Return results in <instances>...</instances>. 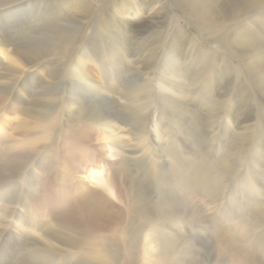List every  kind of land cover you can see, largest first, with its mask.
<instances>
[{
    "label": "rangeland",
    "instance_id": "1",
    "mask_svg": "<svg viewBox=\"0 0 264 264\" xmlns=\"http://www.w3.org/2000/svg\"><path fill=\"white\" fill-rule=\"evenodd\" d=\"M91 1L96 6L87 20L74 17L87 24L86 33L78 43H68L66 39L70 18L61 13L60 5L55 16L52 8L47 13V0L12 5L3 10L2 28L6 26L9 32L14 30L11 33L15 34L16 43L27 47L28 53H35L38 63L36 67L25 68L26 75H17L8 66L9 60L0 53V74L8 75L0 78V264H165L169 257L164 251H173L168 238H176L181 244L182 239L197 241L193 250L199 251L188 256L194 257L185 259L187 262L183 264H198L197 260L208 253L207 248L221 250L227 255L228 264H241L244 251L253 249L258 253L264 248V217L258 219L261 221L258 229L248 232L241 230L239 220L231 215H239L240 222L249 224L254 218L249 214L251 206L264 210V173L259 174L264 172V126L255 127L257 121L253 120L244 122L248 111L241 106L243 96L236 97L238 74L213 73L209 66L200 65L190 45L184 43L180 46L184 55L179 60L184 76L171 77L183 86L182 93H176L183 108L176 111L187 116H176L173 123L181 121L180 117L192 120L197 133L204 135L205 132V136L197 143H185L178 139L167 115H163L164 119L154 128L158 117L155 113L151 116L153 123L134 125L137 132L128 122L114 135L102 117L114 112L133 115L135 109H143L150 101L148 76L141 79L130 72L129 75L126 65L139 69L142 64H131L132 60L137 58L147 63L149 55H157L154 64L162 67V52L155 48L160 43L168 45L167 38L161 39L160 35L169 36L170 32L165 31L163 14L158 16L143 6L137 15L138 0H130L124 7L131 12L125 15L131 22L118 16L120 22L111 29L110 35L105 36L107 32L101 29L89 46L88 41L94 36L93 29L103 16L105 6L111 2L119 4L121 0ZM164 1L177 15L185 35L199 46L236 62L220 39L200 32L183 13L172 8L170 0ZM44 20L54 22L56 30L42 31ZM137 26L140 28L136 29ZM34 27L37 33H32L36 31ZM22 29L27 34H21ZM86 45L89 50L84 55ZM94 52H98L96 59ZM83 65L88 66L91 78L82 76L86 69ZM219 67L225 70L223 65ZM245 71L248 75L249 70ZM248 76L242 74L241 87L250 88L264 110V90ZM100 80L107 88H101ZM209 86L212 92L208 91ZM203 89H207L209 95ZM224 100L233 116L228 118L229 123L216 125L215 121L219 123L225 116L217 105ZM226 125L228 132L223 129ZM244 127L249 129H239ZM190 130L189 126L186 132ZM167 134H171L179 153H163L167 149L163 146ZM200 143L202 153L209 152V161L225 160L227 164L229 161L228 165L232 164L234 153L256 146L253 150L261 154V167L252 173L251 156L255 154L244 153L238 157L241 168L234 166L237 173L218 175L223 178L219 182L224 185V193L206 195L192 190L193 193H182L177 185L180 182L174 176L179 173L177 175L183 178L191 177L192 165L200 161L196 159L201 154ZM173 163L180 171L173 170ZM87 166L89 170L99 169L108 175L109 184L116 191L114 197L102 188L85 191L88 187L82 179ZM249 183L253 184L252 189L243 193ZM91 209H99L102 215L95 217ZM165 210L185 212V218L190 220L204 218L207 224L202 228L164 227ZM150 241L152 246H149ZM160 242L165 243L161 251L157 248Z\"/></svg>",
    "mask_w": 264,
    "mask_h": 264
},
{
    "label": "bare ground",
    "instance_id": "2",
    "mask_svg": "<svg viewBox=\"0 0 264 264\" xmlns=\"http://www.w3.org/2000/svg\"><path fill=\"white\" fill-rule=\"evenodd\" d=\"M44 1L45 0H0V53L7 60H9L10 63L9 64L7 63L8 66L11 67L17 75L18 74L24 75L26 73L24 71V69L27 68L28 66H31V67L35 66L36 67L38 61H37L36 56H34V55H36L35 53H31V52L28 53L29 49H27V47L21 46V45L16 43V39L14 38L15 34L11 33L12 31L14 32V30L9 32L8 28L6 26H3L4 29L2 28V26H1L2 20L1 19L4 17L3 10L4 9L7 10V8L9 6H12V5H17V4L22 5L24 3H34L35 4V2L41 3ZM62 1L61 0H56V1L47 0L46 6L47 5L48 6L46 7V11L48 13L49 10L53 9L52 10L54 13L53 16H55V15H58V12H59L57 5L62 6V9H61L62 12L61 13L66 14L70 18V20L67 23L68 24V30H66L67 31V33H66L67 38L66 39H68V43L72 42V41L75 43H78L80 41L82 35L84 33H86L85 32V26L87 24H86V22H81V20H78V18L75 19L74 17H81V18L87 20V18L91 14L92 10L94 9V6H96V5H94V3L91 0H65L63 2ZM126 2H130V0H121L119 4H117L115 2H111L109 5L105 6V8L103 9V16L100 18V20L97 22V24L95 25V27L93 29L92 36L93 35L94 36L91 37L90 41H88L89 46H90V43L93 42V39L96 36L97 32L100 31L101 29H103L105 32H107L105 36L108 37L110 35L109 33H111L110 32L111 29H113L114 26H116V23L120 20L118 18V16L124 17L125 18L124 20L128 23L131 22L130 18L125 17V15H131V12H129L124 7ZM170 3H171V6L173 9H177L178 12L183 13L184 16H186L190 21H192L191 23L195 26V28L199 29L200 32L207 33L208 34L207 36H210V37L213 36V37H217L218 39H220L222 46L224 48H226L227 50H229V53L232 55L233 60L236 61L235 62L236 64L233 63L232 61L226 60L224 57H222L221 55H219L217 52H215L213 50H209L207 48L205 49V48L199 46L192 38H190L188 35H185L184 34L185 30L180 29L179 22L177 21V15L173 14L172 9H169L166 6L164 0H138V2L136 4L138 7V9L136 10L137 15L140 14V11L142 9L141 7L145 6L149 9L153 10V12H155L156 15L159 16V15L163 14L165 16V20H164L165 21L164 27L166 29L165 31L170 32L169 33L170 35L169 36H161L160 35V38L161 39L167 38L169 43H168V45H165V46L161 45V43H160L159 46L157 48H155L158 52H159V50L162 52V56H163L162 57V62H163L162 67H164V68L161 69L162 67H159L156 64H154L155 60L157 59L156 58L157 55H152V56L149 55V57H148L149 60L147 63H144L143 61L141 62L140 59H137V58L134 60L131 59L132 61L130 60L131 64L136 63V64H142V65H141V67H139V69L137 66L130 67V65H126L128 73L130 72V73L134 74L135 76L140 77L141 79H143L145 75L148 76V79H147L149 82L148 84H151L149 86L151 89L150 95H149L150 101L146 105L143 103L145 105L143 107V109H135L133 115H131V114L125 115V112H122V114H117L116 112L110 113V114L106 113L107 116L102 117V118L107 122V126H109V129L111 130V132L114 133V132L121 131L123 129L121 126H124L128 122L132 123V125H131L132 128L134 127L135 131L137 132V129L135 126H139L141 123H146V122L149 124L153 123L152 119H151V116L153 115V113H155V116L156 115L158 116L157 120H156L157 122L154 123L155 124L154 128H156V126L160 124V122L162 121L163 115H167L168 119H170V124H174L173 120L175 119L176 116H181V115L187 116L185 113H181V112L176 111L179 107L183 106L182 105L183 102L181 100H179L177 98V95H176V93H182L181 91L183 90V86H182L181 82H176L171 77V75H174L175 77H178V78H182L184 76V71L182 69H180V66H179L180 56L183 57V55H184V54L181 55L180 46L184 45V43H187L190 45L189 47H191V50L196 55V59L201 63L200 65L209 66L213 70V73H214V71H216L217 73L220 72V73H224V74H226V73L227 74L228 73L233 74V72H236L238 74V78H237V82H236V89H237L236 97L243 96V98H242L243 102L241 103L242 104L241 106H243L248 111V114L244 118V120H245L244 122L246 123V122H249L252 120L254 122L257 121L255 127H263L264 126V110L257 103V101H255V98L253 97V94H252L250 88H246V87L242 88L241 84H243V82H244V79L242 78V74L245 73V76L249 75L247 78L252 80V82H254L260 89L264 90V0H170ZM142 12H143V10H142ZM251 14L253 16H250ZM164 21H162V23ZM47 22H48L47 20H44L42 28H41L42 31L51 32L52 29L56 30L55 27H57V25H55L54 22L52 24L47 23ZM7 24H9V23H7ZM139 28L140 27L137 26L136 29H139ZM34 30H36L35 27H34ZM20 32H21V34H27L25 29H22ZM32 33H37V30L32 32ZM161 39L159 41H161ZM63 42H61V43H63ZM65 47H66V45H65ZM124 48H126V47H124ZM88 50L89 49H87V45H86V48L83 51V54L85 55V52ZM154 50H152V51H154ZM126 51H128V50H126ZM94 53H95L94 57L96 59L98 57V52L97 53L94 52ZM125 56H127V55H125ZM151 58H153V59L155 58L154 60H152L153 62L151 61ZM193 59H194V57H193ZM221 65H223L222 68L225 69L224 71L220 70L219 66H221ZM83 66L86 67V69L83 71L82 76L83 77L86 76V79L91 78V76L88 73L89 72L88 66H85V65H83ZM150 67H152V68L150 69ZM135 68H137V69H135ZM148 69L150 71H147ZM245 70H249L248 75L246 74L247 72ZM249 72H250V74H249ZM130 73H129V75H130ZM12 75H10V76L12 77ZM7 77H8V75H6V74H3V73L0 74V78L5 79ZM98 84H100L101 88H107V84H105L102 81L98 82ZM234 84H235V82H234ZM207 85H209V84H207ZM232 86H233V84H232ZM211 88L212 87L209 86V88H208L209 92H212ZM233 88L235 89V87H233ZM203 90L205 92H207V94H208L207 89H203ZM111 91H113V90L111 89ZM205 92H204V94H205ZM204 96L206 97L207 95H204ZM226 101H228V100H226ZM215 103H217V102L215 101ZM217 105L219 107L221 106V109H222V111H224L225 116H224V118H222V121L218 120L219 123H217L215 121V124L220 125V124L224 123V121H227V123H229L228 118L233 116V115L231 114L232 112L230 113V111H228V110H230L228 108L229 107L228 102H225V100H224ZM215 109H218V108H215ZM102 110H104V109H102ZM141 111H143L144 113H141ZM180 119H181V121L175 122L174 126H172L175 133L178 135L177 136L178 139H182L183 141H185V143L188 142V143L192 144L194 142L197 143L198 139L205 136V132H204V135L197 133L198 131H197V129H195V125L192 124L193 123V122H191L192 120L187 121V118L185 120L181 117H180ZM189 126H190L191 130L189 133H187L186 130ZM226 128H227V125L223 127L224 130ZM244 128L245 129H243V128H239V129L240 130H248L249 129V127H244ZM226 132H228L227 129H226ZM114 135H115V133H114ZM167 135L164 136L166 138H165L164 143H163V146L165 145L167 147V149L165 151H163V153H165V155L168 154L169 151H174V153H176V154L179 153L178 150L175 149V147H176L175 143L176 142L172 139L171 134L170 135L167 134ZM249 145H251V144H249ZM160 146L161 145H159V147ZM202 146H203V144L200 143L198 145V147H199L198 150ZM254 147H256V146H254ZM254 147L252 146V148H250V149H247V147H246V150L239 151L237 154L234 153V155H232V156H234L233 158L231 156H229V159H230V157L232 158V160L230 162L232 164H230V165H228L229 164V161L227 160L228 158L226 159L228 161V164L225 160L223 162L219 161V162H213L212 163L211 161L208 160L207 154L209 152H205V153L203 152L202 153V151L200 149L201 154H198V156L196 157V159L200 160V161H198V163H195L196 165H192V168L194 170L191 174V177L183 178L181 175L180 176L177 175L179 173H177L176 176H174V179L177 178V180L180 182V184H177L178 188L182 190V193H193L194 192V193H201V194H206V195H210L211 193H224V190H225V188L223 187L224 185H222V183L219 182L223 178H220L218 175H220V176L222 175L221 177H224L225 175L235 174V172L237 170L235 171L234 166H240L242 164V163L241 164L239 163L240 160L238 158V157H241L242 154H244V153H248V154L250 153V155H251V153L255 154L254 156H251L252 161L254 160V162H252L253 164L251 165V167H253L252 173L255 171H258L257 169H259L261 167L260 166L261 165L260 163H262L261 162L262 160H260V158H262L261 154H260V152H256L255 150H253ZM239 153H240V155H239ZM184 159H186V157H184L183 160ZM256 160H258V161H256ZM187 161L188 160H186V162ZM184 165L185 164H183L182 167ZM189 166H191V165L189 164ZM243 166H244V164H243ZM240 168H241V166H240ZM173 170L175 172H177L178 170L180 171V167L177 164L173 163ZM84 173L86 174V176L82 180L86 183V185L88 187L85 190V191H87V193L92 191L93 189L102 188L111 197L112 196L114 197V195H116L115 189L109 184L108 175H105L103 173V171H101L99 169L98 170H89V168L87 166V168H85ZM263 173L264 172L261 171L259 174L263 175ZM250 178H252V177H250ZM256 178L259 180L260 176L257 175ZM247 180H249V179H247ZM252 185L253 184H251V183H249V185L246 184V187L243 189V193H245L246 190L252 189V187H253ZM92 187H95V188H92ZM172 189H173V186H172ZM187 189L189 192L187 191ZM191 190L193 192H191ZM138 192L139 191H137V193ZM215 196H219V194L218 195L215 194ZM255 196H257V195H251V197H255ZM79 197H80V195H79ZM182 197L183 196H181V198ZM192 200L194 203V199H192ZM176 201H178V200L176 199ZM139 204H141V202ZM194 207H197V206L194 205ZM91 213L95 217L102 215V212H100L99 209H93L91 211ZM148 214H150V213L148 212ZM226 214H225V216H226ZM249 214L254 217V218L250 219L249 224H246L245 222H240L241 217L239 215H236V214H234V215L231 214V215L239 220L237 222V224L239 225L238 227H240L241 230L244 229L247 231L249 230L248 232H252L261 223V221H259V220H261V219L263 220L264 210H262L261 208L256 210V208L251 206L250 210H249ZM162 215H164L163 216L164 218L162 217L163 218L162 224L164 227H167V226L175 227L178 225V226H182V227L186 228V227L191 225L192 227H195V228H202L203 226H205L207 224V221L204 218H198L196 220L186 219L185 216L187 215V213H185V212H180V211H177V212L171 211L170 212V211L165 210V212H163ZM180 215H182L184 217H181ZM228 216H229V214H227V217ZM217 220H219V219H217ZM263 223H264V221H263ZM212 224H211V226H212ZM161 227H162V225H161ZM217 234H218V232H217ZM248 235H250V234H248ZM148 236H149V234L146 235V237H148ZM182 242H183V244H181L180 242L178 243V240H176V238H174V239L168 238V243H169L170 247L173 248L172 252H170V251L168 252V250L164 251V254L167 255V257H169L166 259L169 264H179V262L183 264V263L187 262V261H184L185 259H190V258L194 257V256H191V257H188V256H190L192 253H196V251H199V250H193V248H194L193 244H195V242L197 243V241H195V239H194V241L191 240L190 242L186 241V239H182ZM151 243H152V241L149 242V246H152ZM164 244L165 243L160 242V244L157 246V248H159L158 250L161 251L162 248L165 247ZM151 249L154 250V248H151ZM207 249L208 250H206V251L208 253L205 256L203 255V257H202L203 259L197 260V261H199L198 264H228L229 263V261L227 262V259H226L227 255H225L221 250L217 249V252H216V250H214V249H211V248H207ZM257 250H259V249H257ZM169 253L172 255L169 256L170 255ZM243 256L244 257L241 259V261H242L241 264H264V248L260 249V251L258 253L256 251H254L253 249L246 250V251H244ZM168 263H165V264H168ZM192 263L195 264V262H192Z\"/></svg>",
    "mask_w": 264,
    "mask_h": 264
}]
</instances>
